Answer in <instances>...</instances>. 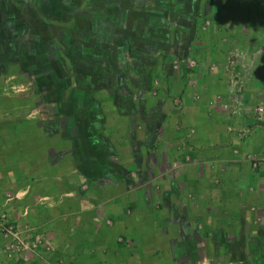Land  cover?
<instances>
[{
  "label": "crops",
  "instance_id": "1",
  "mask_svg": "<svg viewBox=\"0 0 264 264\" xmlns=\"http://www.w3.org/2000/svg\"><path fill=\"white\" fill-rule=\"evenodd\" d=\"M221 11L206 37L216 70H200L195 45L199 69L187 71L176 111L144 93L139 124L110 128L96 106L93 127L84 113L95 149L67 126V101L43 99L20 67L0 66V209L27 227L21 238L48 242L22 250V263L264 264V116L253 112L264 100V0Z\"/></svg>",
  "mask_w": 264,
  "mask_h": 264
},
{
  "label": "rangeland",
  "instance_id": "2",
  "mask_svg": "<svg viewBox=\"0 0 264 264\" xmlns=\"http://www.w3.org/2000/svg\"><path fill=\"white\" fill-rule=\"evenodd\" d=\"M230 1L9 0L13 21L6 30L16 36L8 39L9 50L17 57L20 48L35 45L44 59L60 66L63 82L57 98L64 104L67 101L62 108L67 126L78 141H86L95 149L97 141L84 136V113L93 127L101 123L95 115L96 106L105 112L110 128L128 123L129 118L138 123L145 119L144 93L165 112L176 111L187 71L199 69L188 54L195 45L203 50L200 70H216L205 63L211 50L206 37L226 17L221 8ZM8 54L1 53L3 67H20L18 59L8 58ZM158 98H162L161 103ZM113 100L119 101V107L112 108ZM253 109L257 122H262L264 100ZM90 152L91 165L101 163L102 156ZM246 158L252 168L262 161L256 155ZM8 217L12 231L28 230L10 214ZM33 235L23 240L33 241ZM16 240L0 227V264H25L23 259L29 262L32 251L24 252L28 256L23 258ZM38 240L48 244L42 236ZM50 252L45 250L47 257Z\"/></svg>",
  "mask_w": 264,
  "mask_h": 264
},
{
  "label": "trees",
  "instance_id": "3",
  "mask_svg": "<svg viewBox=\"0 0 264 264\" xmlns=\"http://www.w3.org/2000/svg\"><path fill=\"white\" fill-rule=\"evenodd\" d=\"M13 21L12 6L9 0H0V66L3 64L1 53L9 52L8 58L16 57L10 53L8 39L14 40V34H8L6 27ZM20 68L40 90L43 99H51L57 95L62 85V71L52 61L42 57L35 45L23 46L16 52ZM148 79V76H146Z\"/></svg>",
  "mask_w": 264,
  "mask_h": 264
},
{
  "label": "built area",
  "instance_id": "4",
  "mask_svg": "<svg viewBox=\"0 0 264 264\" xmlns=\"http://www.w3.org/2000/svg\"><path fill=\"white\" fill-rule=\"evenodd\" d=\"M259 110H261V108H259ZM0 227L6 232L11 234L12 237H17L16 243L18 245V249H23V250H27L29 249V251H33L34 253L36 252V246L35 243H39L41 242L38 239H35L33 241H24L23 238L20 237V235L18 234V232L12 231V226L9 223V217L8 214L6 212H0ZM27 243H24V242ZM46 250H48V247H46Z\"/></svg>",
  "mask_w": 264,
  "mask_h": 264
}]
</instances>
